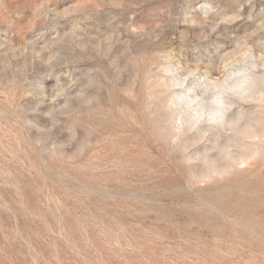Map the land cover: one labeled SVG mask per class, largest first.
<instances>
[{
  "label": "rangeland",
  "instance_id": "374dc122",
  "mask_svg": "<svg viewBox=\"0 0 264 264\" xmlns=\"http://www.w3.org/2000/svg\"><path fill=\"white\" fill-rule=\"evenodd\" d=\"M0 264H264V0H0Z\"/></svg>",
  "mask_w": 264,
  "mask_h": 264
},
{
  "label": "bare ground",
  "instance_id": "6f19581e",
  "mask_svg": "<svg viewBox=\"0 0 264 264\" xmlns=\"http://www.w3.org/2000/svg\"><path fill=\"white\" fill-rule=\"evenodd\" d=\"M217 113H218V111H217ZM217 113H214V114H213V117H215ZM221 114H222V112L220 111V112L218 113V116L221 117Z\"/></svg>",
  "mask_w": 264,
  "mask_h": 264
}]
</instances>
